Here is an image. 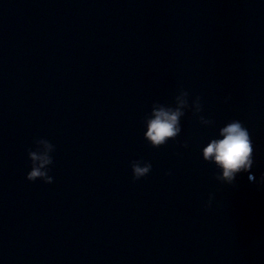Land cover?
<instances>
[{
	"label": "water",
	"instance_id": "1",
	"mask_svg": "<svg viewBox=\"0 0 264 264\" xmlns=\"http://www.w3.org/2000/svg\"><path fill=\"white\" fill-rule=\"evenodd\" d=\"M181 88L214 123L186 110L154 148L145 118ZM232 120L258 182L264 0H0V264H264V190L203 159ZM41 138L51 184L27 180Z\"/></svg>",
	"mask_w": 264,
	"mask_h": 264
},
{
	"label": "clouds",
	"instance_id": "2",
	"mask_svg": "<svg viewBox=\"0 0 264 264\" xmlns=\"http://www.w3.org/2000/svg\"><path fill=\"white\" fill-rule=\"evenodd\" d=\"M189 92L183 88L175 96V106L154 103L151 114L145 118L146 132L145 139L154 148L166 145L169 140H176L181 133V118L185 116L186 110L198 116L202 125H211L214 121L200 115L203 111L201 97L197 96L191 103L189 102ZM219 137L211 139L202 149L203 159L209 163H214L220 173L216 175V180L235 186L236 178L240 173H249L250 182L258 183L261 190H264V175L257 182L255 174L251 173L254 165V144L251 133L239 120H232L220 128ZM35 150L29 149L28 155L31 160V170L27 175V180L35 182L43 180L51 184L54 178L49 175L50 165L54 163L51 153L55 151V146L47 139H37ZM183 147L187 148V142ZM133 180L138 181L148 176L153 168L150 161L134 160L131 162ZM168 172L167 175H171ZM215 195L211 194L206 207L211 208Z\"/></svg>",
	"mask_w": 264,
	"mask_h": 264
}]
</instances>
